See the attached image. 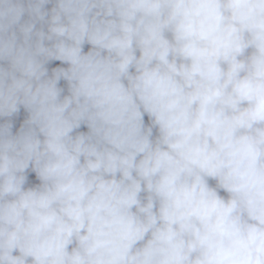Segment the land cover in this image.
I'll return each instance as SVG.
<instances>
[{"label": "clouds", "instance_id": "9594fccd", "mask_svg": "<svg viewBox=\"0 0 264 264\" xmlns=\"http://www.w3.org/2000/svg\"><path fill=\"white\" fill-rule=\"evenodd\" d=\"M0 264H264V0H0Z\"/></svg>", "mask_w": 264, "mask_h": 264}]
</instances>
